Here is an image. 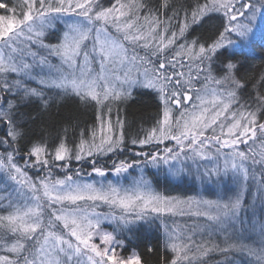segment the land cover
<instances>
[{
	"label": "snow or ice",
	"instance_id": "6c2138e0",
	"mask_svg": "<svg viewBox=\"0 0 264 264\" xmlns=\"http://www.w3.org/2000/svg\"><path fill=\"white\" fill-rule=\"evenodd\" d=\"M0 10V264H149L134 243L142 230L160 233L159 264H264V72L241 74L240 46L264 0H0ZM137 90L159 105L131 131L119 113ZM147 167L215 198L159 191Z\"/></svg>",
	"mask_w": 264,
	"mask_h": 264
},
{
	"label": "trees",
	"instance_id": "16d2710c",
	"mask_svg": "<svg viewBox=\"0 0 264 264\" xmlns=\"http://www.w3.org/2000/svg\"><path fill=\"white\" fill-rule=\"evenodd\" d=\"M9 3L12 2V0H8ZM2 11V10H0ZM264 16V15H261ZM264 18V17H263ZM198 33L202 30L198 29ZM53 39V38H51ZM54 40V39H53ZM241 48L245 51L247 55V60L244 63L243 68L241 69V74L247 73L249 76L259 78V75L261 72H264V36L259 37L256 40H247L241 42ZM248 91H251V86H249ZM159 105V101L154 98V94L144 92L143 90H137V99L136 101L131 104L126 111L122 110L119 115L121 118H127L129 124H133L134 127L131 129V131H138L141 126L143 127H149L151 126V123L155 117V114L157 112V106ZM55 111V109H53ZM117 118V110L113 108L112 112V119L115 121ZM95 119L94 116V110H89L88 112L84 113L81 117V127H84L85 124H91ZM4 132V129L0 127V135H2ZM78 136H79V129H76L75 131H69L67 141L69 146H73L76 142H78ZM48 146L49 148L52 147L53 142L55 140V132H51L47 137ZM130 148H132V151H138L140 150L138 147H133L129 145ZM162 147V146H161ZM242 148L245 146L241 145ZM150 150V149H145ZM123 156H127L128 158H134L132 156V153L129 151H125ZM72 167L76 168L78 165L75 161L72 162ZM85 168L90 170L89 165H84ZM131 175L126 174V178L121 179L123 182H126L129 179L127 176L134 177L138 175L137 171L135 169L130 170ZM144 173L149 178L153 186L162 192H166L169 194H181V195H191L195 194L197 190L202 189V187L198 184L193 183L191 180L184 179L177 182L171 181L169 176L165 174V170H158L156 168L147 167L144 169ZM35 175V173H31ZM96 177H90L89 179H95ZM116 179V177L111 176L109 174L108 179ZM232 185L231 182L225 183V191H229L231 189ZM203 190V189H202ZM257 210L260 211L259 208V202H257ZM160 233L156 230H149V231H141L139 233V241L134 243H137V250L141 255H144L145 258L149 261V264H159L162 256V252L159 246V237ZM151 243L153 247L157 249L156 253L153 254H147L145 251V245ZM132 248L131 245L129 246L128 250L124 252L125 255L130 254Z\"/></svg>",
	"mask_w": 264,
	"mask_h": 264
},
{
	"label": "rangeland",
	"instance_id": "374dc122",
	"mask_svg": "<svg viewBox=\"0 0 264 264\" xmlns=\"http://www.w3.org/2000/svg\"><path fill=\"white\" fill-rule=\"evenodd\" d=\"M263 17L264 16H261L260 14L257 15V18H256L255 22L252 25L253 32L250 34L249 40L254 41L257 38L264 36V18ZM51 38H53L55 40V36H53ZM161 170H163V169H161ZM164 170H165V174L167 175V170L166 169H164ZM167 176H169V175H167ZM133 177H134V175L132 177L127 176V178L129 179V181L127 180L126 182H123L121 180V183L127 185V184H129L131 182V179ZM169 178L173 182L180 181V180H177L176 178H173L171 176H169ZM95 179H98V178H95ZM111 180H116V179L114 178V179H111ZM202 189L197 190V192H203L208 198H215V189L213 187L204 186Z\"/></svg>",
	"mask_w": 264,
	"mask_h": 264
}]
</instances>
